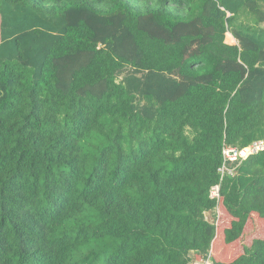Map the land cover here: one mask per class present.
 Returning <instances> with one entry per match:
<instances>
[{"label": "trees", "instance_id": "trees-1", "mask_svg": "<svg viewBox=\"0 0 264 264\" xmlns=\"http://www.w3.org/2000/svg\"><path fill=\"white\" fill-rule=\"evenodd\" d=\"M258 141L264 0H0V264H264Z\"/></svg>", "mask_w": 264, "mask_h": 264}, {"label": "built area", "instance_id": "built-area-1", "mask_svg": "<svg viewBox=\"0 0 264 264\" xmlns=\"http://www.w3.org/2000/svg\"><path fill=\"white\" fill-rule=\"evenodd\" d=\"M264 150V141H258L249 146L248 148L245 149H238L236 147H231V146H224L222 149V156H223V165L219 169V172L221 174V177L225 175L226 172L229 174H233V170L229 169L228 164L229 163H235L240 160H245L248 156L252 154H256L259 151ZM210 197L213 199H220L219 195V186H216L212 188Z\"/></svg>", "mask_w": 264, "mask_h": 264}, {"label": "clouds", "instance_id": "clouds-1", "mask_svg": "<svg viewBox=\"0 0 264 264\" xmlns=\"http://www.w3.org/2000/svg\"><path fill=\"white\" fill-rule=\"evenodd\" d=\"M225 145H226V146H230V145L224 144L223 147H224ZM250 146H251V145H250ZM223 147H222V149H223ZM231 147H234V146H231ZM247 148H248V147H247ZM244 149H245V148H244ZM248 157H249V156H248ZM248 157H247V158H248ZM247 158H246V159H247ZM242 161H243V160H240V161L235 162V163H229V164H228L229 169L233 170V174L235 173V170L237 169L238 165H239ZM231 164H234V166L231 167ZM222 165H223V156H222ZM221 167H222V166H221ZM221 167H220V168H221ZM226 173H228V172H226ZM233 174H230V175H233ZM216 186H219V185H215V186H213L212 188H214V187H216ZM212 188H211V190H212ZM211 190H210V193H211ZM219 195H220V194H219ZM204 264H209V262H206V263H204Z\"/></svg>", "mask_w": 264, "mask_h": 264}, {"label": "rangeland", "instance_id": "rangeland-1", "mask_svg": "<svg viewBox=\"0 0 264 264\" xmlns=\"http://www.w3.org/2000/svg\"><path fill=\"white\" fill-rule=\"evenodd\" d=\"M195 264H201V263H195ZM210 264V263H209Z\"/></svg>", "mask_w": 264, "mask_h": 264}]
</instances>
